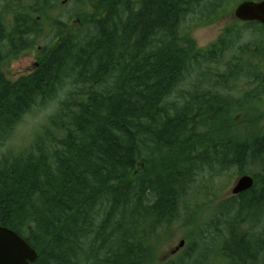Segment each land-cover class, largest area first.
Here are the masks:
<instances>
[{
    "label": "trees",
    "instance_id": "16d2710c",
    "mask_svg": "<svg viewBox=\"0 0 264 264\" xmlns=\"http://www.w3.org/2000/svg\"><path fill=\"white\" fill-rule=\"evenodd\" d=\"M69 1L91 12L72 25L51 0L0 12V148L32 107L64 95L29 145L0 153V226L35 250L32 264H151L176 223L193 239L166 264H198L202 246V264H264V26H229L204 50L183 27L231 0ZM244 1L259 0L232 2ZM249 29L261 36L240 45ZM40 38L47 57L9 81L2 63ZM233 167L253 186L216 198L212 182Z\"/></svg>",
    "mask_w": 264,
    "mask_h": 264
},
{
    "label": "rangeland",
    "instance_id": "374dc122",
    "mask_svg": "<svg viewBox=\"0 0 264 264\" xmlns=\"http://www.w3.org/2000/svg\"><path fill=\"white\" fill-rule=\"evenodd\" d=\"M17 1L18 0H6L4 2L0 0V12H6L7 10L14 8ZM24 1L33 2V0H20V2H24ZM62 1L63 0H51L52 3H55L57 6L62 7L61 17L62 16L67 17L65 19L63 18V20H65L66 23H68L69 25L76 23L75 16L78 12L79 13L81 12L90 13L91 12L90 5H88L86 2L80 3V2H75V1H72V2L69 1V2L64 3L63 5H60ZM232 1L233 0H231L224 7V10L221 11L218 17H216L214 20L205 21V19L201 20V19H197L196 17L195 19L188 20V22L182 29V34L183 35L187 34L190 41L195 45L197 49H204V50L209 49L212 43H214L216 39L219 38L220 35H222L224 30L228 26H235L239 28L237 21L233 20L232 15L231 16L229 15L234 9L235 5L237 4V3L233 4ZM5 3L7 4V7ZM43 12H44L43 13L44 16L47 17V19L51 21L54 19V17H58V9L54 8L53 11H48V9L44 7ZM8 13H11V11H8ZM8 13L6 12L7 15H9ZM256 33L257 32H255L252 29H249L248 33L246 32L242 33L241 38H240V45L242 43L246 44L247 42L249 43L255 42ZM257 35L261 36L259 33H257ZM44 41L45 40L43 38H40L38 40V42L41 44H44ZM224 58L226 59L227 57L225 56ZM32 61H33L32 54L25 61H21L19 63H17L15 59L14 60L11 59L10 61L4 62L1 65V69L3 70V72H4V68H9L10 71L12 72H15V71L17 72L24 65L30 66ZM220 68H221L220 72H222L224 69L223 64H221ZM188 86L189 84H186L184 87H188ZM63 97H64L63 93L59 92L50 103L42 104L41 106L32 107L29 110V112L23 116V118L21 119L20 123L17 125L11 138L7 142H5V145L3 147L0 148V153L5 152L6 147L8 148L7 150H10L9 149L10 145L12 146L11 151H15V152L29 145L32 139L35 136H37L39 133H41L39 132L41 127L49 125V119L59 109L58 107L59 101L62 100ZM260 109L264 111V106L261 107ZM244 121H245L244 118L233 119L234 123L237 122L236 123L237 127L242 124L243 126H245L244 128H247ZM259 124H264V120L260 121ZM251 171L252 172L256 171V168L253 170L251 169ZM236 179H237V172H236L235 167L231 168L229 171H226L219 177L215 178L214 181L212 182V185H215L216 187V192H217L216 198L221 197V196L222 198L224 196H229L230 189ZM202 209H206V207H203ZM211 210H212V207H210L209 211ZM195 213L197 214V218H198L196 223L197 224L203 223L202 225L208 227V225H205V224L209 223L208 218L210 217V213L205 211L203 214H201L199 210L195 211ZM190 230H192L190 225L182 226L181 224L176 223L175 225L171 226L168 232L165 234V236H163L162 239L157 243V245L154 246V252H153L151 264H164L165 260L167 259H171L175 263L178 262L182 258V257L178 258V256L181 253L178 256H176L180 251H178L175 254H172V251L174 250V248L178 245V243L181 240L185 242L184 245L186 246L188 243V240L193 239L192 234L190 236L187 235ZM219 246L220 244H217V246L215 247L216 248L215 250H217ZM199 250L200 251L194 256L193 261L198 264L199 263L202 264L203 261L200 260L199 257L201 256L204 250V247L202 246ZM262 258L261 260L264 262V254L262 255ZM208 264H214V262H209ZM215 264H221V263L217 262Z\"/></svg>",
    "mask_w": 264,
    "mask_h": 264
},
{
    "label": "water",
    "instance_id": "95a60500",
    "mask_svg": "<svg viewBox=\"0 0 264 264\" xmlns=\"http://www.w3.org/2000/svg\"><path fill=\"white\" fill-rule=\"evenodd\" d=\"M232 17L243 22H258L264 25V0L240 3L235 8ZM252 186V177L242 175L233 183L230 194L237 195ZM36 259L35 250L21 236L0 226V264H32Z\"/></svg>",
    "mask_w": 264,
    "mask_h": 264
},
{
    "label": "flooded vegetation",
    "instance_id": "af4514ba",
    "mask_svg": "<svg viewBox=\"0 0 264 264\" xmlns=\"http://www.w3.org/2000/svg\"><path fill=\"white\" fill-rule=\"evenodd\" d=\"M4 14V13H3ZM64 15V14H63ZM9 16V15H7ZM6 16V17H7ZM37 19H38V16L36 15L35 16ZM62 18H67V17H64L62 16ZM49 28L46 30L48 31ZM44 32V31H42ZM54 31H51V34L53 33ZM27 34H32V33H27ZM65 34L67 35V30L65 32ZM26 36V35H24ZM52 40V38L50 39ZM51 45V44H50ZM49 45V46H50ZM48 46L44 44H41L38 42V44L36 45L35 49L33 50H26V51H23L21 54H19L17 57H15V61L17 63L21 62V61H25L27 58L30 57V55L32 54V57H33V61L31 62L30 66L28 65H24L22 66V68L20 70H18L17 72H12L10 71L9 68H4V74L5 76L8 78L9 81H15L17 80L18 78L20 77H23V76H27V75H30V74H33L35 72V70L38 68V66L41 64V62L44 61V59L47 57V51H48ZM42 51V52H41ZM13 59V60H14ZM4 62H7V61H4ZM3 62V63H4ZM2 63V64H3ZM35 65V66H34ZM66 81V77H62L61 80L57 81L56 83H53L51 88L56 90L58 86H60L58 88L57 91L59 90H63L65 87L63 86V83ZM179 250L177 248H174V250L172 251L173 254L177 253Z\"/></svg>",
    "mask_w": 264,
    "mask_h": 264
},
{
    "label": "bare ground",
    "instance_id": "6f19581e",
    "mask_svg": "<svg viewBox=\"0 0 264 264\" xmlns=\"http://www.w3.org/2000/svg\"><path fill=\"white\" fill-rule=\"evenodd\" d=\"M42 10V9H41ZM43 11V10H42ZM72 15V14H71ZM77 18V17H76ZM14 19V18H13ZM14 21V20H13ZM14 23V22H13ZM38 23V22H37ZM8 25V24H7ZM39 32V31H38ZM57 37V36H56ZM59 41V40H58ZM30 50H32V49H30ZM42 52V51H41ZM10 60V59H9ZM35 66V65H34Z\"/></svg>",
    "mask_w": 264,
    "mask_h": 264
}]
</instances>
